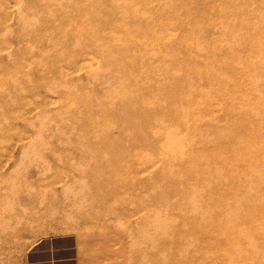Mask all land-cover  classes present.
I'll return each mask as SVG.
<instances>
[{
	"label": "rangeland",
	"instance_id": "obj_1",
	"mask_svg": "<svg viewBox=\"0 0 264 264\" xmlns=\"http://www.w3.org/2000/svg\"><path fill=\"white\" fill-rule=\"evenodd\" d=\"M56 232L264 264V0H0V264Z\"/></svg>",
	"mask_w": 264,
	"mask_h": 264
},
{
	"label": "crops",
	"instance_id": "obj_2",
	"mask_svg": "<svg viewBox=\"0 0 264 264\" xmlns=\"http://www.w3.org/2000/svg\"><path fill=\"white\" fill-rule=\"evenodd\" d=\"M21 264H80L77 236L73 232L41 235L27 245Z\"/></svg>",
	"mask_w": 264,
	"mask_h": 264
},
{
	"label": "bare ground",
	"instance_id": "obj_3",
	"mask_svg": "<svg viewBox=\"0 0 264 264\" xmlns=\"http://www.w3.org/2000/svg\"><path fill=\"white\" fill-rule=\"evenodd\" d=\"M176 138V137H175ZM64 191V190H63ZM23 213V212H22ZM20 217V216H19ZM9 218V217H8ZM8 220V219H7ZM22 220V219H21ZM5 222V221H4ZM133 252V251H132Z\"/></svg>",
	"mask_w": 264,
	"mask_h": 264
}]
</instances>
